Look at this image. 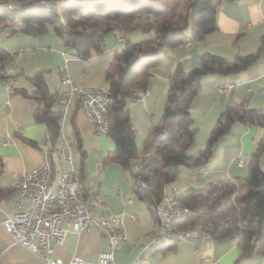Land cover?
<instances>
[{
  "label": "crops",
  "instance_id": "1",
  "mask_svg": "<svg viewBox=\"0 0 264 264\" xmlns=\"http://www.w3.org/2000/svg\"><path fill=\"white\" fill-rule=\"evenodd\" d=\"M117 33L123 36L122 40H118ZM145 37L139 28L111 30L105 36L103 51L83 58L65 44L52 26L46 33L37 35L0 31V47L11 54L9 66L19 79L17 91L10 94L0 77V197L10 192L13 173L34 169L42 163L47 134L51 132L46 122L35 118L43 103L32 95L36 87L30 77L37 71L44 72L48 91L55 96L54 107L61 110L58 101L67 86L60 82L59 65L66 63L80 85L108 87L106 70L115 50L122 48L127 40L139 41ZM205 52L230 60L251 53L258 55L252 65L239 72L212 73L203 78L190 106L196 131L193 143L186 148L189 154L197 155L206 145L230 101L264 110V0H222L217 7V27L201 39L162 47L151 68L149 83L142 88L145 95L128 102L139 154L150 130L164 113L170 73L178 63L187 71L198 66ZM223 84L231 85V89L220 92ZM263 135V126L235 121L230 131L217 141L208 162L195 167L182 166L178 180L169 184L166 194L173 191L177 194L189 186L203 188L212 182L231 183L236 177L246 176L251 155ZM6 136L11 137L8 144L3 143ZM52 141L58 147L67 142L73 145L74 164L80 169L82 187L92 188L99 201L94 215L116 216L124 221L128 237L115 253V264L137 261L139 264H208L207 259H213L214 264H264V255H242L236 234L222 238L212 235L203 242L187 238L154 242L157 216L133 190V173L138 164L133 160L132 166H125L114 160L111 152L116 147L115 141L108 133L94 131L76 100L70 106L69 116L60 119V135L55 140L52 137ZM237 157L243 160V165L235 162ZM260 164L264 169V152ZM64 167L70 168V163L65 162ZM58 181L57 169L53 179L55 189ZM14 210L12 201H3L0 206V264H47L16 243L4 229L2 219ZM107 249L106 237L93 226L80 232L69 231L64 245L57 247L51 256L61 257L65 264L73 254L96 261Z\"/></svg>",
  "mask_w": 264,
  "mask_h": 264
},
{
  "label": "trees",
  "instance_id": "2",
  "mask_svg": "<svg viewBox=\"0 0 264 264\" xmlns=\"http://www.w3.org/2000/svg\"><path fill=\"white\" fill-rule=\"evenodd\" d=\"M15 1L19 4L14 5ZM221 1L0 0V31L37 35L52 26L65 44L83 58L102 52L105 36L111 30L139 28L146 34L142 40H127L122 48L116 49L106 70L108 87L115 96L107 108L108 134L116 143L111 152L114 160L125 166H132L133 160L138 164L133 173V190L156 214V206L164 200L167 187L177 179L181 167L208 162L217 141L230 131L235 121L264 127V110L230 101L206 145L197 155L187 152L196 131L190 106L203 78L212 73L239 72L252 65L258 55L251 53L230 60L205 52L198 66L187 71L178 63L170 73L164 113L150 130L141 154L136 146L135 129L124 96L135 88L147 87L162 47L201 39L213 31ZM8 55L0 47V62ZM4 70L0 64L1 78ZM30 78L36 87L32 95L43 103L35 118L47 123L55 140L60 135L61 110L54 107L55 96L48 91L44 72L37 71ZM263 152L264 135L251 155L246 176L236 177L231 183L212 182L203 188L189 186L177 193L176 197L194 211L192 216L177 219V226L203 228L215 238L236 234L243 256L264 255V169L260 164Z\"/></svg>",
  "mask_w": 264,
  "mask_h": 264
},
{
  "label": "built area",
  "instance_id": "3",
  "mask_svg": "<svg viewBox=\"0 0 264 264\" xmlns=\"http://www.w3.org/2000/svg\"><path fill=\"white\" fill-rule=\"evenodd\" d=\"M117 38L122 40L123 36L117 33ZM64 55L68 57L69 53L64 52ZM10 62L11 54L0 64L5 67L2 83L7 91L13 94L19 85V79L13 67L9 66ZM58 70L60 82L67 86L61 91L58 101L61 108L60 119L69 116L70 106L76 100L92 123L94 131L107 134V108L115 100L109 87L80 85L71 76L66 63L59 65ZM230 89L231 85L228 84L219 87L220 92ZM144 95V89L135 88L124 98L130 102ZM10 141V136L3 139L4 144ZM65 162L70 163V168L64 167ZM235 162L243 165L240 157H237ZM57 169L59 181L55 189L53 179ZM6 200L15 204V210L11 214L7 213L2 219L4 229L16 243L41 257L47 264H65L61 257H52L51 254L55 253L57 247L64 245L69 231L80 232L94 226L106 237L108 249L102 251L96 261H88L78 254H73L67 264H115V253L128 237L121 218L94 215L99 201L92 188L82 187L80 169L74 164L73 145L67 142L64 146H56L52 141L51 132L47 134L42 163L34 169L12 174L11 190L6 196L0 197V206ZM193 214L194 211L176 197L175 191L166 194L164 200L156 206L158 224L153 230V241L187 238L203 242L211 238L212 233L209 230L177 226V219ZM214 262L213 259H207L208 264ZM135 264H139V261Z\"/></svg>",
  "mask_w": 264,
  "mask_h": 264
},
{
  "label": "rangeland",
  "instance_id": "4",
  "mask_svg": "<svg viewBox=\"0 0 264 264\" xmlns=\"http://www.w3.org/2000/svg\"><path fill=\"white\" fill-rule=\"evenodd\" d=\"M176 180H178V178H177ZM176 180H175L174 182H176ZM174 182H172V183H174ZM172 183H170V185H171Z\"/></svg>",
  "mask_w": 264,
  "mask_h": 264
}]
</instances>
